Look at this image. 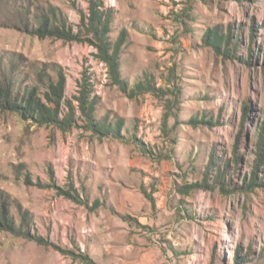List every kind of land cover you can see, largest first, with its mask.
I'll list each match as a JSON object with an SVG mask.
<instances>
[{"label":"rangeland","instance_id":"1","mask_svg":"<svg viewBox=\"0 0 264 264\" xmlns=\"http://www.w3.org/2000/svg\"><path fill=\"white\" fill-rule=\"evenodd\" d=\"M29 1L58 5L75 29L76 10H87V0ZM103 2L115 10L113 39L127 31L126 91L87 43L0 24V64L59 63L68 99L86 75L96 116L124 123L122 137H98L81 120L61 130L0 111V190L44 241L0 230V264H264V187L243 188L264 114V0ZM215 26L231 31L230 54L203 40ZM144 76L157 92L129 95ZM202 116L210 122L194 121ZM212 157L227 185L208 169Z\"/></svg>","mask_w":264,"mask_h":264},{"label":"trees","instance_id":"2","mask_svg":"<svg viewBox=\"0 0 264 264\" xmlns=\"http://www.w3.org/2000/svg\"><path fill=\"white\" fill-rule=\"evenodd\" d=\"M0 3L4 5L3 10L0 11L1 25L17 28L39 38L87 43L95 49V56L105 64L112 80L126 91L121 77L120 54L127 41V31L122 28L113 39L111 34L115 10L105 6L103 0H87L86 12L76 10L79 15L76 29L68 15L58 5L29 0H0ZM231 36V31L224 36L223 31L215 26L205 31L203 40L215 50L230 54L235 49L233 44L235 42L231 41ZM24 68L31 72L33 81L27 80L28 72L26 73ZM65 87L66 74L59 63H30L25 66L19 60L6 58L0 64V111L15 113L22 121L31 124L54 126L61 130L70 129L81 120L85 124L84 127L98 137H122L121 130L124 125L122 119H112L109 115H103L101 118L96 116L99 99L88 76H82L73 99L66 98ZM157 90L153 80L144 76L143 79L133 83L127 92L129 95L145 92L155 94ZM202 118L205 116L196 117L194 121L210 122ZM255 134L254 169L249 183H245L243 188L264 187V181H260L256 176V170L264 173V114L256 125ZM224 166L227 167V164ZM210 168L216 170L214 175L217 183L222 186L227 185L223 180V171L226 169H220L214 157L209 162L208 169ZM210 174L212 173L206 170L205 175ZM205 182L206 178L200 185L194 183L183 186L182 191L187 193L189 188L204 186ZM14 202L8 194L0 190V230L44 243L42 237L31 233L32 216L28 209L15 203L17 218H14L11 213ZM235 264H241L236 255Z\"/></svg>","mask_w":264,"mask_h":264}]
</instances>
